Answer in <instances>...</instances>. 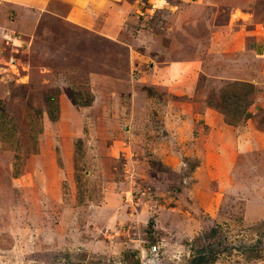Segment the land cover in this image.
I'll use <instances>...</instances> for the list:
<instances>
[{
  "label": "rangeland",
  "instance_id": "1",
  "mask_svg": "<svg viewBox=\"0 0 264 264\" xmlns=\"http://www.w3.org/2000/svg\"><path fill=\"white\" fill-rule=\"evenodd\" d=\"M193 1L138 0L112 41L47 14L22 24L27 7L0 0V264H264V56L242 39L264 33V0ZM230 8L245 32L225 27ZM207 21L241 47L221 36L212 52ZM188 33L205 46L179 56L209 62L208 76L164 85L135 64L145 42L176 56ZM244 82L246 128L226 151L210 133L233 105L211 104Z\"/></svg>",
  "mask_w": 264,
  "mask_h": 264
},
{
  "label": "crops",
  "instance_id": "2",
  "mask_svg": "<svg viewBox=\"0 0 264 264\" xmlns=\"http://www.w3.org/2000/svg\"><path fill=\"white\" fill-rule=\"evenodd\" d=\"M2 1L6 2L7 5L12 4L14 5V7L16 6L17 9H20L22 5H24L23 7H27V10L29 11V16H28L29 18L20 19V22L22 24L23 23L25 24L27 19L31 18L32 20L33 15L38 14L39 16H43L47 14V15H51L52 18L55 20L68 22L71 26L75 28L79 27L83 29L84 31L86 30L87 32L96 33L99 37L112 40V41H119L116 39H118V37L121 35V32L125 31L124 29L130 26L133 27V24H131L132 21H135V19L138 18L137 15L135 14V11L138 7V5H136L138 0H2ZM193 2L197 3L199 2V0H194ZM66 9H67L66 11L67 15L64 16L63 14ZM185 9L184 8L183 10L181 9V13H183L182 17L184 18L190 16L189 14H187ZM43 10L47 12L44 13L42 12ZM234 10L235 8L229 9V14H228L227 23L225 27H227L228 30L232 32L233 30L236 29V26H239V30L241 31L244 30L245 32L246 30L244 29V26L242 24H245L244 21L250 22L251 20L245 19L241 21L242 18L235 17ZM241 14L245 15V12L241 10ZM205 23L208 27H210L209 29L206 28V31H205L207 32V36H210L209 41L214 42L213 46L211 45L209 47L210 49L212 48L214 49V51L212 52L221 51L218 45L219 37L221 36H223L225 40H227L226 42H228L227 44H225L223 42L225 40L221 41L222 39H220V41L224 43V44L222 43L223 45L221 46H226V48L230 49L232 52L233 50L236 49L234 47V44L236 45L238 49L242 45V39L245 40L247 35L250 36V35L255 34V36L260 40L255 41V45L252 48L253 49L252 51L253 53L255 52L256 54H258L259 56L260 55L264 56V35H263L264 33H262V31H257L258 24L255 25L254 30H251V27L248 26L249 31H247L245 34L243 33L244 35H242V39H241L238 35L234 36L231 33L227 34L229 38L224 36L222 33L219 34L218 28L220 25L218 23H217L218 25L210 21H207ZM19 25H20L19 19L18 20L15 19L13 22H11L12 27L15 26L16 28L20 29ZM258 32H260V34H256ZM165 35H166L165 37H172L169 32H167V34ZM260 35H263V36H260ZM187 36L188 35H185V37ZM200 36L201 35L189 34L188 38H186L187 41L186 40L179 41V42L176 41V49H177V52H175L176 56H171L169 54V52L171 51L170 50L171 48H169L165 50L162 49L161 51H163V54L160 53V54H157L158 57L157 56L153 57L150 54H148L149 53V50L147 48L148 43L145 42L146 45L144 47H145V51L146 50L147 51L143 55L141 54V57L139 58L140 60L135 62V64L137 66L140 65L139 62L142 60L143 61L145 60V62H148V65L150 66L151 71H153L151 74L152 78L155 79L156 83H161L164 85L169 82H170L169 84H171L176 79L178 81L182 80L184 82L189 77L195 78V74H198L199 72L208 76L207 73L209 69L212 68V67H208L207 63L209 62H204L201 58L200 59L194 58L195 60L188 61L189 59H186L183 56H179L181 54L183 55L186 51H189L190 54L194 52V55L196 56L200 51H202V49L205 46L204 42L207 39L203 40ZM144 37H147V36L144 35ZM238 40H241L240 43H235ZM169 42L170 44H172L171 43L172 39L169 40ZM184 42L188 44L184 45L183 44ZM229 61H231L230 63L239 64L238 58L236 59L230 58ZM186 84L187 83L184 82V84L181 85V87ZM180 93H184L185 95H188L187 90H185V92H180ZM193 106H198V103L195 102ZM201 115L207 121L209 118L212 119L213 121H215V119H218L216 116V113L212 110H206V112ZM220 123H223V121H221ZM220 123L219 122L216 123V126H217L215 128L216 130L213 129L215 133L214 132L210 133L211 134L210 139H214L213 137L214 136L216 137L219 128H221L220 130L221 132H223V135L221 133H218V135H221L222 138L218 136L219 139H216V140L222 143V145L221 144L220 145L223 148H226L227 149L226 151H230V148H229L230 144L234 142L233 144L237 145L240 143L239 140L241 139L239 138L238 140L237 139L234 140L232 138V134H236V131H239L241 127L246 128V126H243V124L237 125V126L236 125L221 126ZM250 131L252 135L253 131L251 129ZM230 140H233V141L230 142ZM223 141L226 142L224 145H223ZM248 148L250 147H247V149ZM234 153H233L234 155L237 154V152H234Z\"/></svg>",
  "mask_w": 264,
  "mask_h": 264
},
{
  "label": "trees",
  "instance_id": "3",
  "mask_svg": "<svg viewBox=\"0 0 264 264\" xmlns=\"http://www.w3.org/2000/svg\"><path fill=\"white\" fill-rule=\"evenodd\" d=\"M239 84V83H238ZM243 86H246V89L244 88L243 92L241 91H235L233 90L232 92L228 91L227 94H225V96H222V99L219 102H214L211 105H213L216 108H224L222 109V111L226 114L228 113V110L225 109L224 104L227 103V105H233V111H232V118L227 120L228 124H232L235 125V123H237L238 119L240 117H242L244 114V110L245 108L250 105L252 103V96H249L252 94V84L251 83H247L244 82L242 83ZM249 87V88H247ZM249 97V98H248ZM240 116V117H238ZM204 261V257L202 255H193V257L191 258V262L194 263H202Z\"/></svg>",
  "mask_w": 264,
  "mask_h": 264
}]
</instances>
